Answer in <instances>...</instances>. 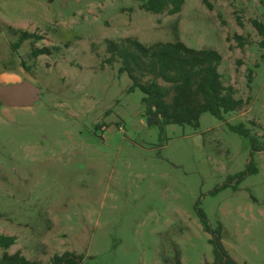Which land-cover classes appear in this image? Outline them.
<instances>
[{"label":"rangeland","instance_id":"obj_1","mask_svg":"<svg viewBox=\"0 0 264 264\" xmlns=\"http://www.w3.org/2000/svg\"><path fill=\"white\" fill-rule=\"evenodd\" d=\"M145 1L0 0V85L40 90L31 107L0 104V238L40 264L65 252L81 264H212L201 210L236 264H264V151L251 156L229 130L264 139V47L251 26L264 0H185L173 16ZM21 32L40 39L19 43ZM126 39L217 52L244 105L222 121L204 113L196 129L147 126L142 94L107 61ZM249 164L255 173L227 182Z\"/></svg>","mask_w":264,"mask_h":264},{"label":"trees","instance_id":"obj_2","mask_svg":"<svg viewBox=\"0 0 264 264\" xmlns=\"http://www.w3.org/2000/svg\"><path fill=\"white\" fill-rule=\"evenodd\" d=\"M185 0H146L142 8L153 15H177L181 12ZM203 4L207 7L205 0ZM251 26L262 39L260 45L264 47V21H252ZM40 38L34 34L21 32L19 43L27 40L36 41ZM109 63L119 60L120 73L126 74L131 82L130 92L139 91L142 94L141 104L148 114L158 118L152 124H159L160 131L169 125L189 126L198 128L199 118L208 113L215 119L222 121L224 115L241 109L244 102L234 98L231 87L222 84L218 73L221 56L213 50H194L183 43H155L144 46L139 42L126 39L123 44H108ZM48 50L33 49L32 57L47 55ZM159 81L166 84L162 86ZM229 130L238 136L248 139L251 156L253 153L264 151V139L260 141L250 130L242 125L230 126ZM255 173L249 164L230 180L236 185L247 175ZM226 186H221L219 190ZM197 215L204 231L211 235L213 249L212 264H236L228 255L220 239L221 226L211 231L205 215L198 210ZM13 237H1L0 264H40L29 261L19 252L7 253L8 247L14 242ZM50 264H81V257L73 252H65L60 256H53Z\"/></svg>","mask_w":264,"mask_h":264},{"label":"water","instance_id":"obj_3","mask_svg":"<svg viewBox=\"0 0 264 264\" xmlns=\"http://www.w3.org/2000/svg\"><path fill=\"white\" fill-rule=\"evenodd\" d=\"M40 90L32 83L23 80L20 83L0 85V104L6 108H28L39 101ZM158 117L150 115L146 124L150 126Z\"/></svg>","mask_w":264,"mask_h":264}]
</instances>
